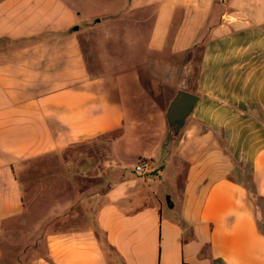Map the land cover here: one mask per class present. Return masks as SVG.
Wrapping results in <instances>:
<instances>
[{
    "label": "crops",
    "instance_id": "1",
    "mask_svg": "<svg viewBox=\"0 0 264 264\" xmlns=\"http://www.w3.org/2000/svg\"><path fill=\"white\" fill-rule=\"evenodd\" d=\"M120 2L81 20L65 0H0V264L23 161L121 127L90 212L24 264H264V0ZM86 31L106 43L89 51ZM181 88L199 99L170 136ZM133 122L152 148L114 151Z\"/></svg>",
    "mask_w": 264,
    "mask_h": 264
},
{
    "label": "rangeland",
    "instance_id": "2",
    "mask_svg": "<svg viewBox=\"0 0 264 264\" xmlns=\"http://www.w3.org/2000/svg\"><path fill=\"white\" fill-rule=\"evenodd\" d=\"M65 1L80 11L81 20L89 19L98 11L121 4L120 0ZM94 22L89 21L86 27L90 29L89 24ZM90 33H92V39L88 40L87 48L89 51H95L98 39L104 42V37L94 31H86L82 32L85 34L83 38L90 39ZM95 37L98 39L96 40ZM119 44L121 48L127 47V44L120 40ZM188 85L191 87L192 83ZM139 112L137 113L139 118L145 119L144 111ZM139 122L141 123V120ZM142 126L133 122L130 126V135L118 140L113 150L151 149L150 144L153 141L142 137ZM112 142L106 134H101L57 152L23 161L19 174L25 211L20 219L10 225L8 232L2 238L1 247L4 248L5 255L2 256L1 264H24L36 253V250L32 248L34 244H38L39 248L43 247L44 235L48 230L66 228L90 212L92 201L107 185V182H102L103 179L99 176L101 175L99 166L109 158ZM168 173L167 171L165 176ZM245 176L249 186L253 187L249 172H246ZM257 202L263 208V200L259 198Z\"/></svg>",
    "mask_w": 264,
    "mask_h": 264
},
{
    "label": "water",
    "instance_id": "3",
    "mask_svg": "<svg viewBox=\"0 0 264 264\" xmlns=\"http://www.w3.org/2000/svg\"><path fill=\"white\" fill-rule=\"evenodd\" d=\"M198 99L199 95L195 92L184 88L177 91L167 109L169 124L175 132H180Z\"/></svg>",
    "mask_w": 264,
    "mask_h": 264
},
{
    "label": "trees",
    "instance_id": "4",
    "mask_svg": "<svg viewBox=\"0 0 264 264\" xmlns=\"http://www.w3.org/2000/svg\"><path fill=\"white\" fill-rule=\"evenodd\" d=\"M169 126H170L169 135L170 136H178L180 132H178V133L175 132L173 126L170 124H169ZM123 130L124 129L121 127V128L115 129V130L108 131V132L103 133V134H106L108 136V138H110V140L113 141L114 139H116L117 137H119L122 134ZM249 189H250V192L254 198L258 197V198L263 199V197L260 196L254 188L252 189L249 187ZM185 264H187V263H185Z\"/></svg>",
    "mask_w": 264,
    "mask_h": 264
},
{
    "label": "built area",
    "instance_id": "5",
    "mask_svg": "<svg viewBox=\"0 0 264 264\" xmlns=\"http://www.w3.org/2000/svg\"><path fill=\"white\" fill-rule=\"evenodd\" d=\"M135 169L137 170V171H146V163H144V162H140V163H137V165L135 166Z\"/></svg>",
    "mask_w": 264,
    "mask_h": 264
}]
</instances>
